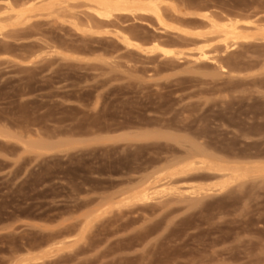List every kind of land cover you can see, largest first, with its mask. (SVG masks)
Instances as JSON below:
<instances>
[{"label": "rangeland", "instance_id": "obj_1", "mask_svg": "<svg viewBox=\"0 0 264 264\" xmlns=\"http://www.w3.org/2000/svg\"><path fill=\"white\" fill-rule=\"evenodd\" d=\"M27 1L0 0V264H264V45L192 35L264 0Z\"/></svg>", "mask_w": 264, "mask_h": 264}, {"label": "bare ground", "instance_id": "obj_2", "mask_svg": "<svg viewBox=\"0 0 264 264\" xmlns=\"http://www.w3.org/2000/svg\"><path fill=\"white\" fill-rule=\"evenodd\" d=\"M89 2L93 3L95 8H92V11L100 16V17H103V18H110L113 16V12L114 11H128V12H131V13H134L136 11H145L146 13H152L156 16L157 20L159 22H162L161 19V14H160V9L158 7V2L155 1V0H144L142 2H139L137 0H88ZM253 1V0H252ZM250 2V1H248ZM37 2H35V0H29L27 2L24 3L28 5V7H25L24 10L20 13H17L16 14V18H20L22 17L26 12L28 11H31V9L35 8V5H36ZM253 3V2H252ZM257 5V4H256ZM252 7V6H251ZM250 7V8H251ZM256 7V6H255ZM247 10V9H246ZM254 10V9H253ZM192 13V12H191ZM195 13V12H194ZM253 13V12H252ZM255 13V12H254ZM257 13V12H256ZM197 14V13H196ZM194 15V14H193ZM199 14H197L198 16ZM204 15V14H203ZM239 15V14H237ZM258 15V14H256ZM201 16V15H200ZM227 16V15H226ZM251 16V15H250ZM222 17V16H221ZM235 17V16H234ZM201 18V17H200ZM204 18L209 22V31H205L204 33H198V34H192V35H197L198 37H207V36H212L214 37V35L217 37L219 36L220 39L218 40L219 42L221 41L224 45V50L227 51L228 49H231L235 46H237L236 44L239 42V41H253V40H259L258 42L261 41V46L264 45L262 44V41H264V23H258L257 20L256 22L255 21H247V20H239L238 19H226V20H221V22L217 19H215L214 17L210 16V15H204ZM224 18V17H223ZM247 18V17H246ZM249 18V17H248ZM225 19V18H224ZM256 19V18H255ZM261 20V19H260ZM263 20V19H262ZM202 21V20H201ZM242 22V25L244 26H241ZM244 22V24H243ZM164 23V22H163ZM162 23V24H163ZM193 23V22H192ZM165 25V23L163 24ZM166 26V25H165ZM207 28V26H206ZM208 29V28H207ZM183 32V31H182ZM185 32V31H184ZM187 34V31L185 32ZM184 33V34H185ZM190 34V33H189ZM215 38V37H214ZM218 38V37H217ZM216 38V39H217ZM121 39L123 41H125L128 45H132L133 44L131 43V39H129L128 37L126 36H122ZM193 40V39H192ZM153 41V40H152ZM164 41H167V40H164ZM170 41V40H169ZM168 41V42H169ZM255 41V43H257ZM189 42V41H188ZM199 42V41H198ZM200 43V42H199ZM204 43V42H203ZM207 43V42H206ZM201 45V44H200ZM199 45V46H200ZM235 45V46H234ZM239 45V44H238ZM258 45V44H256ZM249 46V45H248ZM253 46V45H252ZM258 47V46H257ZM197 48V47H196ZM206 47H202L200 46L198 49H197V55L199 54V56H197V59L201 61H204L205 59H209V57L207 56V52H205V49ZM252 48V47H251ZM261 48V47H260ZM149 51L151 52H154V51H160L161 53H163L164 55H174L176 53H174L173 50L171 49H168L166 47H163V44L162 46L161 45H158L157 43H153V45H151L149 48H148ZM223 50V51H224ZM261 50V49H260ZM264 50V49H263ZM262 51V50H261ZM260 52V51H258ZM209 53V52H208ZM195 55V54H194ZM194 55H192L194 57ZM258 56V54H257ZM195 58V57H194ZM257 58V57H256ZM259 58V57H258ZM257 58V59H258ZM251 60V58H249V61ZM262 60V59H261ZM196 61V60H195ZM255 61V60H254ZM221 62V61H220ZM219 67V66H218ZM222 68V66H220ZM263 67V65H262ZM262 69V68H261ZM260 69V70H261ZM264 72V71H263ZM259 75V74H258ZM258 80V79H257ZM260 80V79H259ZM260 82V81H259ZM264 84V83H263ZM261 86V85H260ZM264 97V96H263ZM142 131V130H141ZM140 131V132H141ZM147 131V130H146ZM159 133V132H158ZM142 134V135H141ZM152 134V133H151ZM154 134V133H153ZM150 134L149 133H140L139 136H141V138L143 137L144 139H146L145 137L149 136ZM120 136V135H119ZM151 136V135H150ZM116 137V136H115ZM151 137H155L154 135L151 136ZM107 138V137H106ZM114 138V137H113ZM66 139V138H65ZM69 139V138H67ZM76 139V138H75ZM62 140V139H61ZM82 140V139H81ZM65 141V140H64ZM59 142V141H58ZM83 142V140H82ZM43 143V142H40L39 143V147L41 146L40 144ZM61 143H64L63 141L60 142L58 145H60ZM66 143V142H65ZM71 143V141H70ZM69 142L67 144H70ZM35 144V143H34ZM30 145V144H29ZM82 145V144H81ZM85 145V144H83ZM33 147L35 145H32ZM49 146V145H48ZM47 146V147H48ZM195 146V145H194ZM49 147H52L53 146H49ZM35 148V147H34ZM45 148V147H44ZM56 148V147H55ZM69 148V147H68ZM72 148V147H71ZM70 148V149H71ZM27 149V148H26ZM36 149V148H35ZM41 149V148H39ZM43 149V148H42ZM64 149V148H63ZM47 150V149H46ZM54 150V149H52ZM62 150V149H61ZM67 150V149H66ZM197 152H193V155H197L199 154L201 151L199 150V147H195V149ZM37 151V150H36ZM55 151V150H54ZM60 151V150H59ZM63 151V150H62ZM65 151V150H64ZM205 153H207L205 151ZM205 153H202L200 156L202 157V161L203 163L205 164V166H209L210 165V161H209V157L210 156H207L205 155ZM203 154H204V157L207 158L205 159L203 157ZM207 156V157H206ZM204 158V159H203ZM209 161V162H208ZM171 167V166H170ZM184 168H186V165H179L178 167H175L174 169L170 170V172H180L181 170L183 171ZM156 173V172H155ZM144 195H138L137 197L139 198H142Z\"/></svg>", "mask_w": 264, "mask_h": 264}]
</instances>
